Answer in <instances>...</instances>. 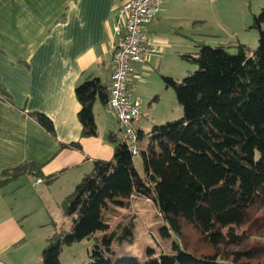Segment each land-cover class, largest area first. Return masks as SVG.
Instances as JSON below:
<instances>
[{"label": "trees", "instance_id": "obj_1", "mask_svg": "<svg viewBox=\"0 0 264 264\" xmlns=\"http://www.w3.org/2000/svg\"><path fill=\"white\" fill-rule=\"evenodd\" d=\"M252 28L259 34L254 50L237 45V53H230V46L211 47L199 41L197 52L182 56L196 66L195 72L182 80L162 77L164 86L174 91L182 117L153 124L146 134L137 129V122V156L131 155L117 131L108 134L112 158L93 161L92 171L61 202L70 229L60 227L47 239L42 264H60L63 247L90 239L93 246L86 264L254 263L255 253L242 246L249 238L244 234L253 225V214L264 210V8L253 16ZM74 93L81 135L96 137L93 106L99 100L107 107L109 87L89 78ZM31 117L54 136L47 116ZM135 157L141 159L139 166ZM32 168L22 164L3 172L0 186ZM138 201L154 206V218L161 221L159 236L172 239L169 253L156 256L145 245L137 256L133 248L144 230L139 217L114 227L108 220V214L130 211ZM185 227L211 253L188 248Z\"/></svg>", "mask_w": 264, "mask_h": 264}, {"label": "crops", "instance_id": "obj_2", "mask_svg": "<svg viewBox=\"0 0 264 264\" xmlns=\"http://www.w3.org/2000/svg\"><path fill=\"white\" fill-rule=\"evenodd\" d=\"M126 1L0 0V181L3 172L22 164L37 169L0 186V264H42V247H35L22 220L48 214L45 201L60 205L92 171L93 161L113 156L107 136L118 130L116 117L96 100L97 136L83 138L74 91L89 78L109 87L112 25ZM168 1L162 3L156 22L147 27L154 52L133 66L128 83L142 104L148 102L146 112L153 116L145 126L141 113L137 129L145 134L166 117L152 113L162 97L172 95L162 77L181 79L182 56L190 46L163 34L161 26L174 21V28L192 31L202 24V17L194 12L181 14ZM33 113L50 119L54 136L31 117ZM59 229L55 227L54 233Z\"/></svg>", "mask_w": 264, "mask_h": 264}, {"label": "rangeland", "instance_id": "obj_3", "mask_svg": "<svg viewBox=\"0 0 264 264\" xmlns=\"http://www.w3.org/2000/svg\"><path fill=\"white\" fill-rule=\"evenodd\" d=\"M170 6H177V12L187 14L194 12L196 16L202 17L201 27L190 30L188 28H174V21H165L160 30L163 34L170 35L173 40H183L184 43L190 45L185 53L194 54L197 52L195 42L202 41L206 45L216 47L219 45H227L230 53H237V45H244L254 50L258 45V32L252 28L253 16L257 15L260 9L264 8V0H169ZM156 22V21H155ZM170 30L172 32L170 33ZM192 46V47H191ZM189 49V50H188ZM183 76L180 80L196 71V66L185 61ZM171 97H160L161 102L156 107L153 106L152 113L158 117L166 115L162 123L178 120L182 117V109L178 105L175 93L169 89ZM148 102L141 103V113H143L142 123L146 126L150 124L153 116L147 113ZM169 119L167 120V116ZM146 131V130H145ZM144 142L147 141L144 137ZM136 165H140L141 159L134 158ZM44 208L49 209L48 214H34L31 218L22 220V226L28 235L35 241V247L41 248L40 254L46 247L47 240L54 233L55 227H61L65 231H69L70 224L63 216L60 205L53 204L52 201L44 202ZM155 208L150 202L138 201L130 211L116 210L112 214H108L107 218L112 224L127 223L131 216H138L141 220L144 230L141 233L139 242L133 248V252L137 256H141L144 246L153 248L155 255L158 256L162 252L169 253L172 239L163 240L158 234L157 227L161 221L155 220ZM251 229L248 230L249 238L243 244L242 250L247 249L253 252L256 260L253 264H264V210L256 211L253 214V223ZM151 232V233H150ZM242 233L240 230L238 234ZM183 241L191 250L202 253H211V249L202 239L191 229L185 227L183 229ZM43 242V244H42ZM158 243V245H157ZM183 243V242H182ZM45 244V245H44ZM157 245V246H156ZM93 246V240H83L79 243L63 247L60 253V264H86L89 261V253ZM237 250L231 248V250ZM32 261V260H31ZM35 261L32 262L34 264Z\"/></svg>", "mask_w": 264, "mask_h": 264}, {"label": "built area", "instance_id": "obj_4", "mask_svg": "<svg viewBox=\"0 0 264 264\" xmlns=\"http://www.w3.org/2000/svg\"><path fill=\"white\" fill-rule=\"evenodd\" d=\"M164 0H127L115 13L112 31L111 74L108 110L116 117L117 135L132 156H137L138 138L135 125L141 118V100L128 88L133 66L146 61L149 53L147 27L152 24Z\"/></svg>", "mask_w": 264, "mask_h": 264}]
</instances>
